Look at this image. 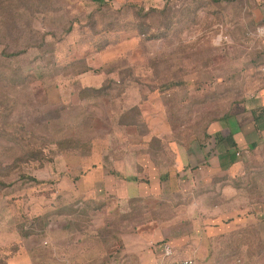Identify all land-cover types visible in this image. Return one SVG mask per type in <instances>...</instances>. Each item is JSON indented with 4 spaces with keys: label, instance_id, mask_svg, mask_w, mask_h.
<instances>
[{
    "label": "rangeland",
    "instance_id": "374dc122",
    "mask_svg": "<svg viewBox=\"0 0 264 264\" xmlns=\"http://www.w3.org/2000/svg\"><path fill=\"white\" fill-rule=\"evenodd\" d=\"M162 1L23 0L16 23L0 5V264H109L137 224L264 204V141L199 187L175 170L249 87L231 8Z\"/></svg>",
    "mask_w": 264,
    "mask_h": 264
},
{
    "label": "crops",
    "instance_id": "0c3cea01",
    "mask_svg": "<svg viewBox=\"0 0 264 264\" xmlns=\"http://www.w3.org/2000/svg\"><path fill=\"white\" fill-rule=\"evenodd\" d=\"M224 1L231 8L227 14L232 21L221 39L225 44L231 42L233 72L243 75L249 93L243 104H237L241 110L211 125V138L204 147L192 144L181 149L175 170H184L182 175L191 188L205 184L209 177L239 170L241 162L238 158L232 161V155L240 157V152L254 150L264 141V37L258 32L264 28V0ZM174 179L171 187L183 190L182 181ZM139 185L128 186L127 191L122 188L121 193L137 191V186L142 191ZM250 208L195 203L184 208V220L176 217L165 226L155 220L137 224L130 233L122 234L121 247L112 250L109 264H169L187 259L196 264H264V204ZM167 247L170 256L166 255Z\"/></svg>",
    "mask_w": 264,
    "mask_h": 264
},
{
    "label": "trees",
    "instance_id": "16d2710c",
    "mask_svg": "<svg viewBox=\"0 0 264 264\" xmlns=\"http://www.w3.org/2000/svg\"><path fill=\"white\" fill-rule=\"evenodd\" d=\"M21 1H23V0H0V5H1V11L3 12V13H5L6 14V17H8L11 21H13V22H17V20H19L21 17H22V14H21V10L20 9H18V8H16V6H15V2L17 3V2H21ZM164 1V0H163ZM163 1H162V3H163ZM213 1H215V3H218V2H220V3H222V2H225L224 0H213ZM92 2H94V3H99V4H103L104 2H105V0H92ZM1 12V13H2ZM1 18V17H0ZM160 27H161V25L159 24V25H157V29H160ZM157 37H159V36H157ZM162 37V36H161ZM24 53V51H18V52H12V53H9V54H6L7 55V57H9V58H18V57H20L22 54ZM242 104H243V102H241ZM237 104H240V103H237ZM237 104H235L232 108H231V110H229L222 118H220V120H222V119H228L229 118V116L235 111V110H237L238 109V106H237ZM204 142L203 143H200V145L202 146V147H204ZM210 156V155H209ZM236 160V155L234 154V155H232V161H235ZM166 179H168V176H166V174H165V176H163V177H161V180L163 181V182H165L166 181ZM171 182H172V179H171ZM171 182H170V185H169V187L171 186ZM168 183V182H167Z\"/></svg>",
    "mask_w": 264,
    "mask_h": 264
},
{
    "label": "built area",
    "instance_id": "2783aa9c",
    "mask_svg": "<svg viewBox=\"0 0 264 264\" xmlns=\"http://www.w3.org/2000/svg\"><path fill=\"white\" fill-rule=\"evenodd\" d=\"M258 32H259V34L262 37H264V28H260ZM165 251H166V255L167 256H170L172 254L171 249L169 247H167L165 249ZM169 264H196V262L194 260H192V259H187V260H184V261H173V262H171Z\"/></svg>",
    "mask_w": 264,
    "mask_h": 264
}]
</instances>
